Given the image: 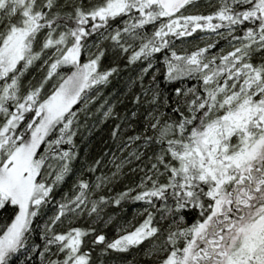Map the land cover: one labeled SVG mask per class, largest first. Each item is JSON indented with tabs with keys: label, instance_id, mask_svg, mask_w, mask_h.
<instances>
[{
	"label": "snow or ice",
	"instance_id": "snow-or-ice-1",
	"mask_svg": "<svg viewBox=\"0 0 264 264\" xmlns=\"http://www.w3.org/2000/svg\"><path fill=\"white\" fill-rule=\"evenodd\" d=\"M129 69L135 110L102 105L116 150L75 167L93 93ZM144 244L264 264V0H0V264Z\"/></svg>",
	"mask_w": 264,
	"mask_h": 264
},
{
	"label": "trees",
	"instance_id": "trees-1",
	"mask_svg": "<svg viewBox=\"0 0 264 264\" xmlns=\"http://www.w3.org/2000/svg\"><path fill=\"white\" fill-rule=\"evenodd\" d=\"M203 7V4H202ZM200 37L192 40L190 43H196ZM207 39V37H205ZM223 44V41H221ZM132 74V70L122 71L119 75L114 76L108 85L97 89L93 95H97V100L89 105L90 115L82 116L81 129L77 137V144L79 146V158L75 162V167L81 166L84 157L93 159L104 155L106 150L111 152L116 150L117 144L120 142V137L113 138L112 130L120 121L115 119V113L123 116L126 112L134 111L133 101L131 97V90L128 87V77ZM107 102L115 105V113L108 117H104L102 105ZM128 135H131L130 130H126ZM127 171V169H125ZM131 178V177H129ZM127 183V180L124 181ZM68 185H65L67 188ZM63 191V189L61 190ZM60 191L57 192V196ZM140 207L138 204L132 202L122 204L119 207L110 206L106 209L109 215L114 214V221L106 226L103 230L109 237L115 233L116 227L124 220H127L135 215L136 210ZM91 238L89 237V240ZM148 247L144 244L141 247H134L127 252H108L106 254H99L98 250L93 254L94 264H154L151 257L144 254V249Z\"/></svg>",
	"mask_w": 264,
	"mask_h": 264
},
{
	"label": "rangeland",
	"instance_id": "rangeland-1",
	"mask_svg": "<svg viewBox=\"0 0 264 264\" xmlns=\"http://www.w3.org/2000/svg\"><path fill=\"white\" fill-rule=\"evenodd\" d=\"M148 257V256H147Z\"/></svg>",
	"mask_w": 264,
	"mask_h": 264
}]
</instances>
